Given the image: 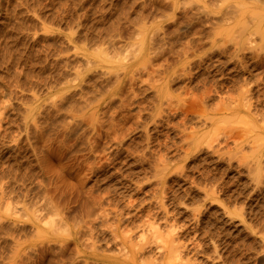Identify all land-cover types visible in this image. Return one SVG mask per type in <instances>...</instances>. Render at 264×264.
I'll use <instances>...</instances> for the list:
<instances>
[{
    "label": "rangeland",
    "instance_id": "374dc122",
    "mask_svg": "<svg viewBox=\"0 0 264 264\" xmlns=\"http://www.w3.org/2000/svg\"><path fill=\"white\" fill-rule=\"evenodd\" d=\"M0 264H264V0H0Z\"/></svg>",
    "mask_w": 264,
    "mask_h": 264
}]
</instances>
